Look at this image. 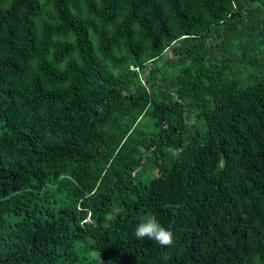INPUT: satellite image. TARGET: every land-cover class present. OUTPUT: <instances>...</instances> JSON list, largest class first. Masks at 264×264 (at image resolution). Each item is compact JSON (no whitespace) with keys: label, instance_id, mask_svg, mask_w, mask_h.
I'll use <instances>...</instances> for the list:
<instances>
[{"label":"trees","instance_id":"1","mask_svg":"<svg viewBox=\"0 0 264 264\" xmlns=\"http://www.w3.org/2000/svg\"><path fill=\"white\" fill-rule=\"evenodd\" d=\"M0 264H264V0H0Z\"/></svg>","mask_w":264,"mask_h":264},{"label":"clouds","instance_id":"2","mask_svg":"<svg viewBox=\"0 0 264 264\" xmlns=\"http://www.w3.org/2000/svg\"><path fill=\"white\" fill-rule=\"evenodd\" d=\"M134 235L137 239H150L159 246L170 247L174 244L173 233L163 227L155 215L149 214L135 227Z\"/></svg>","mask_w":264,"mask_h":264}]
</instances>
